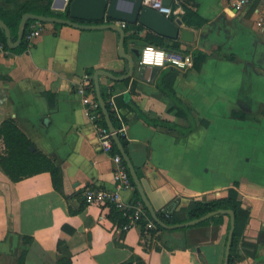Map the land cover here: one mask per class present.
Listing matches in <instances>:
<instances>
[{"label": "crops", "instance_id": "0c3cea01", "mask_svg": "<svg viewBox=\"0 0 264 264\" xmlns=\"http://www.w3.org/2000/svg\"><path fill=\"white\" fill-rule=\"evenodd\" d=\"M25 1L2 4L17 10ZM68 3L52 0L51 10L63 13ZM232 3H188L205 19L199 28L184 23L193 40H181L183 48L208 54L200 68L166 66L124 80L99 79L101 86L113 87L116 97L132 101L149 117L187 127L189 120L157 87L165 76L192 109L197 124L190 132L150 125L137 112L119 106L128 153L149 200L155 210L171 203L186 207L192 198L225 197L238 182L249 218L238 245L243 260L234 264H264V29L256 25L251 9L236 11ZM58 24L45 23L24 53L0 52V123L12 117L63 171L62 191H57L49 171L12 181L0 166V264H17L23 237L32 238L24 264H63L69 256V264L131 259L132 264H223L228 217L222 224H196L153 236L143 235L141 225L124 231L109 210L85 203L88 187L114 189L115 173L76 84L90 69L125 75L130 63L119 54L117 30ZM132 48L127 40L125 52L131 54ZM5 151L0 138V153ZM121 197L135 201L133 189L122 191Z\"/></svg>", "mask_w": 264, "mask_h": 264}, {"label": "trees", "instance_id": "16d2710c", "mask_svg": "<svg viewBox=\"0 0 264 264\" xmlns=\"http://www.w3.org/2000/svg\"><path fill=\"white\" fill-rule=\"evenodd\" d=\"M14 2V0H7V2ZM72 0H69L66 10L63 13H57L51 10L52 0H26L22 6L17 10L7 9L5 5L2 4L0 0V18L7 24L10 28L13 40L16 41L18 37V27L22 16L26 12L36 13L44 16H58L63 18L70 17V4ZM192 0H185L183 8L185 10L184 15H182V20L188 26L199 28L205 23V19L199 15V13L192 9L188 3ZM35 20H29L26 23L25 33L22 38L20 45L16 48L9 47L4 31L0 29V38L4 41L6 49L11 52L21 54L26 52L30 47V40L28 39V34L30 33L32 27L31 25L35 23ZM45 24V22H43ZM56 25H60L56 23ZM126 40H140L142 42L141 47L146 44H153L166 50H183L185 52H190L193 55L194 67L200 68L201 64L205 61L208 54L199 49H190L189 47L183 48V42L180 39H171L162 35H159L142 24H130L126 23ZM233 57V56H231ZM94 70L90 69L88 74L93 75ZM7 78V77H3ZM93 79V78H92ZM94 83V80H93ZM95 86V85H94ZM157 87L174 102V107L177 110V113L180 116L185 117L189 120L190 125L183 127L177 123L171 122L166 119L151 118L146 115L137 105L130 100H123L121 97H116L117 104L119 106H126L131 110L137 112V114L148 124L155 126H164L170 129H175L180 133H188L193 130L196 126V120L192 114L191 107L185 103L180 97L177 96L175 91L171 86L166 82L165 76H162L157 81ZM95 88V87H94ZM95 90V89H94ZM101 94L105 105L108 109L109 117L113 123L115 129L120 126V121L118 120L115 112L111 109L109 104V98L115 94L113 87H104L101 86ZM103 117L99 121L100 124L107 125L104 113L102 112ZM249 118H259L258 115L252 116L247 115ZM204 124H207L206 121H203ZM122 144L124 145L126 151H129V140L125 134L119 133ZM0 138L3 139L5 144L6 151L5 153H0V166L3 171L10 177L12 181H18L22 178L32 176L34 174L49 171L52 176V181L55 189L57 191H62L63 187V171L61 165L44 151H42L34 141H32L28 135L19 127L17 122L12 118H6L0 123ZM32 146L35 148L32 149ZM120 153L119 148L116 143H114V148L112 153ZM121 154V153H120ZM125 162V161H124ZM126 164V162H125ZM128 170V168H127ZM131 177L133 186H134V196L135 202H142L144 208H147L142 201L140 193L136 188L130 171L128 170ZM140 177V176H139ZM238 182L233 183L227 190V195L225 197L213 199L210 201H203L198 198L190 199L189 205L186 207L176 208V203H171L163 209L155 210L158 217L168 225L177 224L181 222L188 221L200 217L210 211L218 209H232L235 212V231L233 236V243L230 254V264H234L237 261L243 260V257L238 253V245L241 237V231L244 227L246 221L249 218V212L242 207L241 197L238 190ZM82 208V207H81ZM71 212H74L71 210ZM148 212V211H147ZM149 214V212H148ZM150 215V214H149ZM109 217L115 221L118 225H121L128 221V216L123 213L121 209L116 206H112L109 210ZM224 217H228V231L230 229V217L227 214H217L212 216L210 219L205 220L196 226L206 225L211 222L216 224H222L224 222ZM140 224L142 227V234L145 235V221L140 219ZM160 231H166L160 226H156L154 229H150V234L155 235ZM244 240V237L243 239ZM32 241L30 237H23V248L20 252V255L17 259V264H24L27 254V244ZM63 264H69L71 262L70 256L67 260L61 261ZM133 259L125 261L119 264H132Z\"/></svg>", "mask_w": 264, "mask_h": 264}, {"label": "water", "instance_id": "95a60500", "mask_svg": "<svg viewBox=\"0 0 264 264\" xmlns=\"http://www.w3.org/2000/svg\"><path fill=\"white\" fill-rule=\"evenodd\" d=\"M168 4L169 0H164ZM70 17L63 18L58 16H44L36 13L26 12L23 14L22 19L19 24L18 38L16 41L13 40L12 33L7 24L0 18V29L4 31L9 47L16 48L20 45L22 38L25 33L26 23L29 20H35L40 22H52L68 24L82 29H115L120 34L119 39V54L130 63V68L128 73L125 75L117 76L107 70L98 69L94 73V85L96 89L97 98L99 100L100 106L104 113L107 125L111 130H114L113 123L109 117L108 109L105 105L101 94V84L100 76L105 75L114 80H124L129 78L132 74L142 75L146 69H151L153 73L159 70L157 66L144 65L141 69H137L139 66V59L141 55V45L140 40H132L133 48L131 54L125 52L126 43V29L121 26V22H126L130 24H142L149 30L171 38L180 39L183 41L191 42L193 40V32L184 27V22L181 18H177L175 21L166 17L164 14L158 12L157 10L142 4V0H72L70 4ZM78 20H85L94 23L86 24L81 23ZM114 142L120 150V153L126 162L127 168L130 171L133 182L138 189L142 201L144 202L147 211L150 213L152 219L156 224L166 230H175L180 228H185L189 226L196 225L205 220L210 219L212 216L217 214H227L230 217V229L228 231L226 251L223 264H230V254L233 243V236L235 231V212L232 209H218L210 211L200 217L190 219L185 222L168 225L163 222L157 215L151 201L149 200L145 189L142 185L141 179L137 173L135 166L133 165L129 153L126 151L124 145L118 134L114 136ZM35 147L32 146V149Z\"/></svg>", "mask_w": 264, "mask_h": 264}, {"label": "built area", "instance_id": "2783aa9c", "mask_svg": "<svg viewBox=\"0 0 264 264\" xmlns=\"http://www.w3.org/2000/svg\"><path fill=\"white\" fill-rule=\"evenodd\" d=\"M142 4L151 7L158 12L164 14L166 17L175 21L177 18L182 19L185 11L181 6V0H169L168 4L164 0H142ZM233 8L236 11H243L251 9L257 17L256 25L264 29V0H233ZM122 27H126V22H121ZM28 39L30 42L40 35L43 30V22L36 21L32 26ZM148 48H151L154 53H163L161 61L156 62L155 55L153 56V63H143V57ZM0 52L8 54L9 50L6 49L4 41L0 38ZM139 65H151L159 68L166 66H173L178 69L187 70L194 67L193 55L190 52L183 50H166L165 48L146 44L141 47V55L139 59ZM93 79L90 74H84L76 84V92L81 96L82 103L84 105V111L86 116L94 124L99 143L104 152L108 153L114 162L115 173V187L114 189L101 188V187H88L84 192V201L86 204L97 205L103 209L110 210L114 205L121 209L125 215L128 216V221L119 225L122 230L128 231L134 225H141L140 219L145 221V233L150 235V229H154L157 224L146 212L142 202L134 201L127 203L122 200L121 192L128 189H134L131 177L127 170V165L124 162L122 155L118 152L112 153L114 148V135L121 133L125 134L126 124L121 112V108L117 104L115 94L109 98V104L111 109L115 112L120 126L114 130H111L108 125L100 124V120L103 117L102 108L94 90Z\"/></svg>", "mask_w": 264, "mask_h": 264}, {"label": "clouds", "instance_id": "9594fccd", "mask_svg": "<svg viewBox=\"0 0 264 264\" xmlns=\"http://www.w3.org/2000/svg\"><path fill=\"white\" fill-rule=\"evenodd\" d=\"M155 55L156 58V62L159 63L161 61V58L163 56V53L160 52H156L154 53L153 50L151 48H148L144 54L143 63H153V56Z\"/></svg>", "mask_w": 264, "mask_h": 264}, {"label": "rangeland", "instance_id": "374dc122", "mask_svg": "<svg viewBox=\"0 0 264 264\" xmlns=\"http://www.w3.org/2000/svg\"><path fill=\"white\" fill-rule=\"evenodd\" d=\"M184 1H185V0L181 1V6H183V5H184Z\"/></svg>", "mask_w": 264, "mask_h": 264}]
</instances>
